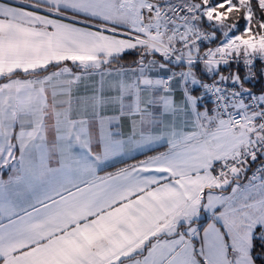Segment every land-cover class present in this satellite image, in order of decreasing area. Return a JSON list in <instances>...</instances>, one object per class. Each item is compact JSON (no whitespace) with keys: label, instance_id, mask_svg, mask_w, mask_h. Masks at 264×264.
I'll return each instance as SVG.
<instances>
[{"label":"snow or ice","instance_id":"6c2138e0","mask_svg":"<svg viewBox=\"0 0 264 264\" xmlns=\"http://www.w3.org/2000/svg\"><path fill=\"white\" fill-rule=\"evenodd\" d=\"M257 60L264 0H0V264H257Z\"/></svg>","mask_w":264,"mask_h":264},{"label":"trees","instance_id":"16d2710c","mask_svg":"<svg viewBox=\"0 0 264 264\" xmlns=\"http://www.w3.org/2000/svg\"><path fill=\"white\" fill-rule=\"evenodd\" d=\"M134 55H126L124 57V59L121 61V63H127L128 61L134 59ZM235 69V66H233V70ZM225 72L228 71V69H224ZM244 70L241 68V75H243ZM254 85V83H252ZM251 86V85H250ZM254 89H258V87L254 86ZM254 249H253V255L256 257L257 259V264H262V260L261 257L264 256V250L261 249V241L259 240H255L254 241Z\"/></svg>","mask_w":264,"mask_h":264},{"label":"built area","instance_id":"2783aa9c","mask_svg":"<svg viewBox=\"0 0 264 264\" xmlns=\"http://www.w3.org/2000/svg\"><path fill=\"white\" fill-rule=\"evenodd\" d=\"M264 67V64H262L259 60L256 61V72H257V78L252 82L254 83V86L255 87H258V89H253L254 91H258L260 90L261 88H264V76H261L259 73H260V69ZM243 69V68H242ZM245 73H243L244 75ZM259 163V161L257 162ZM256 165L254 164L253 165V168H255Z\"/></svg>","mask_w":264,"mask_h":264},{"label":"crops","instance_id":"0c3cea01","mask_svg":"<svg viewBox=\"0 0 264 264\" xmlns=\"http://www.w3.org/2000/svg\"><path fill=\"white\" fill-rule=\"evenodd\" d=\"M108 114H112V113H108ZM123 126H124V131L127 132L129 126H128V122L126 120L123 122ZM157 150H163V149L160 148V149H157ZM148 154H152V153H148ZM137 158L139 159V158H143V157L142 156H137ZM128 162H131V161H128ZM116 166H121V165H116ZM107 170H111V169H107ZM7 176H8V173H7V171H5V172H3L2 177H0V178L7 179ZM203 223L206 224L207 220H204ZM202 230L203 229L201 228V232H202Z\"/></svg>","mask_w":264,"mask_h":264}]
</instances>
